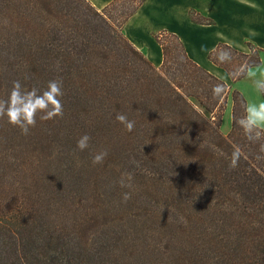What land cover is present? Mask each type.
I'll list each match as a JSON object with an SVG mask.
<instances>
[{"label": "trees", "instance_id": "obj_1", "mask_svg": "<svg viewBox=\"0 0 264 264\" xmlns=\"http://www.w3.org/2000/svg\"><path fill=\"white\" fill-rule=\"evenodd\" d=\"M127 2L0 0V99L14 80L43 91L60 79L64 93L63 116L38 114L28 135L0 118V264H264V138L249 141L236 123L246 97L166 29L154 36L155 66L124 33L145 0ZM249 48L220 42L208 58L236 82L241 67L262 64V49ZM222 49L228 62L216 58ZM218 83L227 90L214 97Z\"/></svg>", "mask_w": 264, "mask_h": 264}, {"label": "clouds", "instance_id": "obj_2", "mask_svg": "<svg viewBox=\"0 0 264 264\" xmlns=\"http://www.w3.org/2000/svg\"><path fill=\"white\" fill-rule=\"evenodd\" d=\"M216 58L220 63H225L231 60V53L222 49L217 53ZM238 71L252 80L257 94H264V67L245 65ZM226 90L225 83H218L213 86L212 93L214 97H219ZM63 94V82L60 79L49 80L43 91L36 87L27 89L20 80H14L7 99H0V118L6 116L11 125L20 129L21 134L28 135L30 128L36 126L38 114L42 113L39 117L41 120L63 116V104L60 99ZM244 113L236 123L244 130L247 139L256 142L264 138V101L247 103ZM115 119L123 124L128 132L133 131L135 121L129 120L125 114L117 113ZM90 140V135H82L76 142L77 148L84 151L89 147ZM260 151L264 152V143H261ZM107 154L106 150L94 154L92 163L102 164ZM239 158L240 150L237 148L232 154L229 166L235 168ZM132 178L131 173H122L118 181L120 187L131 188ZM129 199H131V192L122 193V202L126 203Z\"/></svg>", "mask_w": 264, "mask_h": 264}, {"label": "crops", "instance_id": "obj_3", "mask_svg": "<svg viewBox=\"0 0 264 264\" xmlns=\"http://www.w3.org/2000/svg\"><path fill=\"white\" fill-rule=\"evenodd\" d=\"M90 1L98 9H101V8L105 7L112 0H90ZM220 1L224 2L225 6H211L213 9H209V10H211L213 13L207 11L208 18H210L211 20L214 19L216 24H214V22L210 23V24H200V23L193 22L190 19V17L188 16V14L185 16H183L182 14L175 15V16H176V18H182L184 20V22L189 26H190V24L187 23L186 18L189 21L191 20L193 22L191 27L196 28L198 32H200L201 28L204 29L203 26L209 27V26H217V25L221 24L220 26L223 27L224 33L223 34H220V33L211 34L210 33V35L213 37L214 41H212L211 45L207 49H202L199 46V44L204 41V39H202L200 37L195 36L193 38L194 42H188L187 41L191 45L195 44L200 49L201 52H205L204 53L205 56L202 57V60L199 59L195 55V52L191 51L189 46H186V49L188 50L189 55L196 62H198L200 65H202L204 68H206L208 71H210L214 75L223 79L225 82H227L231 86L232 89H235L236 85L239 83L240 80L233 82L224 69L218 67L217 65H215L214 63H212L209 60L208 54L220 42L227 43V44L232 45L241 51L248 52V51L243 50L240 46L241 45L240 39H242V38L248 39V40L252 41L253 43H255L256 46L258 48L262 49V52L264 53V0H219L218 2H220ZM146 2H147V0H145V2L140 7V9L130 18L129 21H131L134 18H138V21L141 22L142 16H143L142 13L145 12L146 8L148 7L145 5ZM169 2L172 6H159L158 8L166 9V8L174 7L175 10H178L180 12L183 9L188 10V8L190 6H191V8H192V6H197L196 9H198V10H199V8L201 9V7H200L201 4H199L195 1L189 2V3L185 4L184 6H179V2H182V0H169ZM158 3L159 2H156V4H158ZM227 5H230V6H227ZM238 5H240V6H238ZM155 7L151 6L150 9L152 8V11L157 10V8H155ZM209 8H210V6H209ZM218 13H222L221 16L223 17L224 23L223 22L220 23V21H218V18H217ZM227 18L229 19V21H231L233 19H236L237 21H236V23L228 22ZM231 25H235L236 28L233 29L232 27H230ZM145 26L146 27L147 26L152 27L151 25H146V24H145ZM162 26L167 27L166 23L162 24ZM251 28H255L256 30L250 31ZM170 30H172L174 33H176L182 39V41H184V43L186 42V39H184L183 35L179 31H177L176 29H170ZM161 51H162V49H161ZM161 53H158L157 58H156V61L159 64H162V62H163V53L162 54ZM263 65H264V54L262 55V64L259 66H256V67H263ZM244 78H242V79H244ZM243 95L246 97L247 103L253 102V99H250L246 93H243ZM253 97L256 99L255 102L264 101L263 94H257L255 90L253 93ZM227 105H228V110L230 109V111L228 113H231V115H232L233 101L230 97L228 98V104ZM229 130H230V128L228 129V131H226V133L229 132Z\"/></svg>", "mask_w": 264, "mask_h": 264}, {"label": "rangeland", "instance_id": "obj_4", "mask_svg": "<svg viewBox=\"0 0 264 264\" xmlns=\"http://www.w3.org/2000/svg\"><path fill=\"white\" fill-rule=\"evenodd\" d=\"M192 1H195L199 4H201L200 5L201 9L200 8H199V10L196 9L197 6H192V8L190 6L188 8V10L183 9L180 12L178 10H175L174 7L166 8V9L158 8L159 6H172L170 4L169 0H150V1L147 0L145 5L148 7L146 8L145 12L142 13L143 16H142L141 22L138 21V18H134L125 24L124 33H125L126 37L131 42H133V44L139 50H141L148 58H150V60L155 64V66L160 67L161 64H159L156 61V58H157L158 53H161L162 51H161L160 45L158 44V42L154 36L156 33L164 32L165 29H166V31H171V32H173V31L170 29H176L177 31H179L183 35L184 39H186L185 43L183 41L185 47L189 46L191 51L195 52V55L199 59L202 60V57L205 56V54H204L205 52H201L200 49L195 44L191 45L188 42H194L193 38L195 36L200 37V38L204 39V41L202 43H200L199 46L202 49H207L211 45L212 41H214L213 37L210 35V33L211 34H218V33L223 34L224 33L223 27L220 26L221 24L217 25V26H209V27L203 26L204 29L201 28L200 32H198L196 28L191 27V25L193 23L191 20L189 21L186 18L187 23L190 24V26H189L184 22V20L182 18H176L175 15L182 14L183 16H185L188 14V16H189V13L193 10L202 16L208 17L207 11L212 12L209 9H213L211 6H225V3L222 1L218 2L219 0H182V2H179V6H184L185 4L192 2ZM111 2H109V3H111ZM156 2H159V3L156 4ZM127 3L128 2L126 0V4ZM208 5L210 6V8ZM151 6H154V7L156 6L155 8H157V10L152 11V8L150 9ZM227 6H230V5H227ZM238 6H240V5H238ZM103 8H101V9H103ZM196 13H195L196 17H199V15H197ZM221 14L222 13H218L217 18H218V21H220V23H222V22L224 23V20H223V17L221 16ZM227 21L236 23L237 20L233 19V20L229 21V19H228ZM213 22H214V24H216L214 19H212V23ZM164 23H166L167 27L162 26V24H164ZM145 24L151 25L152 27H148V26L146 27ZM230 27H232L233 29L236 28L235 25H231ZM251 30L255 31L256 29L251 28L250 31ZM240 42H241L240 43L241 48L245 51H248V52L250 51L249 47H257L255 43H253L252 41H250L248 39L242 38V39H240ZM263 54L264 53L261 51V56ZM263 67H264V65H263ZM236 88L239 89L240 91H242V93H246L248 95V97L250 99H253V102H255L256 99L253 97L254 87L252 84V80L249 79L247 76L244 79H240V81L236 85L235 89ZM263 96H264V94H263ZM230 98L232 99L231 96H230ZM227 104H228V102H227ZM227 104H226V109L224 112L222 125H221V131L225 134L229 133L231 130V127H232V115H231V113H228L230 111V109L228 110ZM229 128H230L229 132L226 133V131H228Z\"/></svg>", "mask_w": 264, "mask_h": 264}]
</instances>
